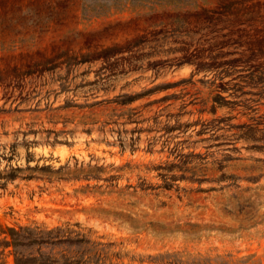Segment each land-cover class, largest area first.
I'll return each mask as SVG.
<instances>
[{
	"label": "rangeland",
	"instance_id": "obj_1",
	"mask_svg": "<svg viewBox=\"0 0 264 264\" xmlns=\"http://www.w3.org/2000/svg\"><path fill=\"white\" fill-rule=\"evenodd\" d=\"M0 173L106 264H264V0H0Z\"/></svg>",
	"mask_w": 264,
	"mask_h": 264
},
{
	"label": "trees",
	"instance_id": "obj_2",
	"mask_svg": "<svg viewBox=\"0 0 264 264\" xmlns=\"http://www.w3.org/2000/svg\"><path fill=\"white\" fill-rule=\"evenodd\" d=\"M139 96L140 94H123L116 97L115 102L131 103ZM214 101L220 104L229 102L220 94ZM239 128L253 130L251 126L245 124L240 125ZM245 133L237 135L243 138ZM172 166L177 165L172 163L168 165V168ZM19 170V167H10L2 176L5 179H15ZM163 182L165 187H172L174 179L164 177ZM73 225L80 226L79 223ZM109 244L111 243L91 240L85 233L74 229L71 224L48 228L37 225H7L0 221V264H5V251L11 256L12 264H106V255L102 247ZM85 245L92 246L93 250L84 253L83 247L79 252L76 250L74 254H71L74 247L79 249Z\"/></svg>",
	"mask_w": 264,
	"mask_h": 264
}]
</instances>
